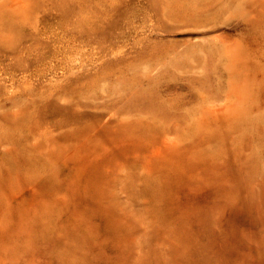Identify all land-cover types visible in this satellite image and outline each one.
Listing matches in <instances>:
<instances>
[{"label":"rangeland","instance_id":"rangeland-1","mask_svg":"<svg viewBox=\"0 0 264 264\" xmlns=\"http://www.w3.org/2000/svg\"><path fill=\"white\" fill-rule=\"evenodd\" d=\"M54 1L0 0V264H264V0Z\"/></svg>","mask_w":264,"mask_h":264},{"label":"bare ground","instance_id":"bare-ground-1","mask_svg":"<svg viewBox=\"0 0 264 264\" xmlns=\"http://www.w3.org/2000/svg\"><path fill=\"white\" fill-rule=\"evenodd\" d=\"M53 1H54V0H53ZM168 1H169V0H168ZM188 1H189V0H188ZM197 1H198V0H197ZM197 1H196V3H197ZM230 1H231V0H230ZM48 2H49V1H47V3H48ZM54 2H55V1H54ZM56 2H57V1H56ZM170 2H171V1H170ZM173 2H174V1H173ZM176 2H177V1H176ZM192 2H193V0H192ZM34 3H35V2H34ZM49 3H50V2H49ZM177 3H179V2H177ZM180 3H181V2H180ZM196 3H195V4H196ZM198 3H199V2H198ZM206 3H207V2H206ZM209 3H210V2H209ZM172 4H174V3H172ZM191 4H192V3H191ZM191 4H190V5H191ZM33 5H35V4H33ZM181 5H182V4H181ZM193 5H194V4H193ZM193 5H192V6H193ZM228 5H229V2H228ZM232 5H233V4H232ZM232 5H231V6H232ZM178 6H179V5H178ZM186 6H187V5H186ZM197 6H199V5H197ZM173 7H174V6H173ZM173 7H172V8H173ZM184 7H185V6H184ZM215 7H216V6H215ZM223 7H224V6H223ZM229 7H230V6H229ZM180 8H181V6H180ZM187 8H188V7H187ZM211 8H212V7H211ZM165 9H166V7H165ZM169 9H170V8H169ZM169 9H168V10H169ZM174 9H175V8H174ZM194 9H195V8H194ZM196 9H197V8H196ZM175 10H176V9H175ZM178 10H179V9H178ZM191 10H192V9H191ZM224 10H225V9H224ZM165 11H166V10H165ZM173 11H174V10H173ZM202 11H203V10H202ZM212 11H213V10H212ZM220 11H221V10H220ZM220 11H219V12H220ZM225 11H226V10H225ZM167 12L169 13V11H167ZM167 12H166V14H167ZM177 12H178V11H177ZM193 12H195V11H193ZM203 12H205V11H203ZM208 12H209V11H208ZM213 12H215V11H213ZM23 13H24V12H23ZM164 13H165V12H164ZM178 13H180V12H178ZM182 13H183V12H182ZM182 13H181V14H182ZM188 13H189V12H188ZM200 13H201V12H200ZM205 13L207 14V12H205ZM210 13L212 14V12H210ZM210 13H209V14H210ZM171 15H173V14H171ZM213 15H214V14H213ZM169 16H170V15H169ZM182 16H184V15H182ZM182 16H181V17H182ZM198 16H199V15H198ZM210 16H211V15H210ZM196 17H197V16H196ZM200 17H201V15H200ZM205 17H209V16H205ZM194 18H195V17H194ZM203 18H204V17H203ZM211 18H212V17H211ZM213 18H214V17H213ZM198 19H199V18H197V20H198ZM192 20H193V19H192ZM195 20H196V19H195ZM199 20L201 21V19H199ZM208 21H209V19H208ZM210 21H211V20H210ZM193 22H194V21H193ZM197 22H198V21H197ZM202 22H204V20H203ZM205 23H207V22H205ZM216 25H217V24H216ZM214 27H215V26L213 25L212 28H214ZM209 28H210V27H209ZM9 33H11V32H9ZM10 37H12L11 34H10ZM0 39H1V34H0ZM8 39H9V38H8ZM11 58H12V57H11ZM24 85H25V84H24ZM32 86H33V85H32ZM26 89H27V88H26ZM32 89H33V88H32ZM53 90H54V89H53ZM29 91H31V90H29ZM38 91H39V90H38ZM38 91H37V92H38ZM54 93H55V92H54ZM48 94H49V93H48ZM76 94H77V93H76ZM45 95H46V94H45ZM52 95H53V94H52ZM52 95H51V96H52ZM21 96H22V95H21ZM24 97H25V96H24ZM34 97H35V96H34ZM24 99H25V98H24ZM77 100H79V99H77ZM77 100H76V101H77ZM21 105H23V104H21ZM17 106H18V105H17ZM16 111H17V110H16ZM46 111H47V110H46ZM235 114H236V113H235ZM43 115H44V114H43ZM242 121H244V120H242ZM40 122H42V121H40ZM43 123H44V121H43ZM240 123H241V122H240ZM41 125H42V124H41ZM242 125H243V124H242ZM245 126H246V125H245ZM247 126H248V124H247ZM236 127H237V126H236ZM237 128H238V127H237ZM243 128H244V127H243ZM117 132H118V131H117ZM7 133H8V132H7ZM9 133H10V132H9ZM0 134H1V133H0ZM3 136H4V135H3ZM11 136H12V135H11ZM8 138H9V137H8ZM194 138H195V137H194ZM10 141H11V140H10ZM11 142H12V141H11ZM6 145H7V144H6ZM9 147H10V146H9ZM48 149H49V148H48ZM254 167H255V164H252V166H251V165L248 166L249 170H253ZM254 172H255V171H253L252 174H254Z\"/></svg>","mask_w":264,"mask_h":264}]
</instances>
